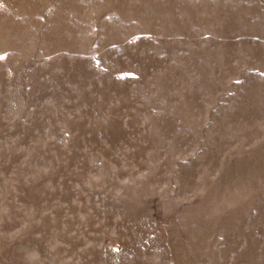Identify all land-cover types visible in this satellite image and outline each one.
<instances>
[{
	"label": "rangeland",
	"instance_id": "obj_1",
	"mask_svg": "<svg viewBox=\"0 0 264 264\" xmlns=\"http://www.w3.org/2000/svg\"><path fill=\"white\" fill-rule=\"evenodd\" d=\"M0 264H264V0H0Z\"/></svg>",
	"mask_w": 264,
	"mask_h": 264
}]
</instances>
